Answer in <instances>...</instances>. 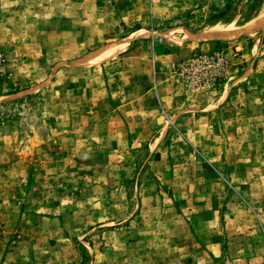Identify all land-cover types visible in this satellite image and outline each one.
I'll list each match as a JSON object with an SVG mask.
<instances>
[{
    "label": "rangeland",
    "instance_id": "1",
    "mask_svg": "<svg viewBox=\"0 0 264 264\" xmlns=\"http://www.w3.org/2000/svg\"><path fill=\"white\" fill-rule=\"evenodd\" d=\"M261 9L0 0V264H264Z\"/></svg>",
    "mask_w": 264,
    "mask_h": 264
},
{
    "label": "bare ground",
    "instance_id": "2",
    "mask_svg": "<svg viewBox=\"0 0 264 264\" xmlns=\"http://www.w3.org/2000/svg\"><path fill=\"white\" fill-rule=\"evenodd\" d=\"M262 10V9H261ZM243 25V24H242ZM264 29V9L260 11L257 15H255L251 20H249L245 25L243 26H235V25H228L225 28H222L220 30H216L215 32L211 31V33H202V34H196V35H189L187 34V39L190 37L198 38L202 40H234L243 34L255 32L258 30ZM127 45V42L115 44L109 47H106L104 49H101L95 53H93L91 56H89L85 60V64L93 66L97 61L102 60L104 58L110 57L113 54L119 52L122 48H124Z\"/></svg>",
    "mask_w": 264,
    "mask_h": 264
}]
</instances>
